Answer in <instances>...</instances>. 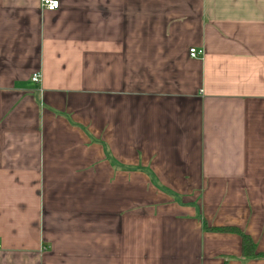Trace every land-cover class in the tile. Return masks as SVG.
I'll return each mask as SVG.
<instances>
[{"label":"crops","instance_id":"obj_1","mask_svg":"<svg viewBox=\"0 0 264 264\" xmlns=\"http://www.w3.org/2000/svg\"><path fill=\"white\" fill-rule=\"evenodd\" d=\"M40 1L0 0V264H264L208 229L264 254V0Z\"/></svg>","mask_w":264,"mask_h":264},{"label":"trees","instance_id":"obj_2","mask_svg":"<svg viewBox=\"0 0 264 264\" xmlns=\"http://www.w3.org/2000/svg\"><path fill=\"white\" fill-rule=\"evenodd\" d=\"M209 230L216 231V232H230L239 235L241 239V255L245 259L249 258H257V257H264V254L256 253L255 245L250 239V237L235 227H210Z\"/></svg>","mask_w":264,"mask_h":264},{"label":"built area","instance_id":"obj_3","mask_svg":"<svg viewBox=\"0 0 264 264\" xmlns=\"http://www.w3.org/2000/svg\"><path fill=\"white\" fill-rule=\"evenodd\" d=\"M59 6V1L58 0H41L40 1V7L42 10L46 11H54L58 8ZM203 54L202 50H196L195 48H190L189 49V56L196 58V57H201ZM40 75L39 74H34L31 77V81L38 83L39 82Z\"/></svg>","mask_w":264,"mask_h":264}]
</instances>
